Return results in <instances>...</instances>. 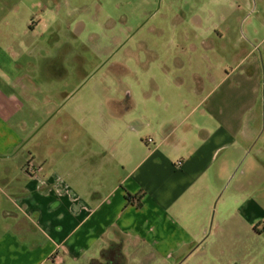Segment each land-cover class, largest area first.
I'll list each match as a JSON object with an SVG mask.
<instances>
[{
    "label": "crops",
    "instance_id": "0c3cea01",
    "mask_svg": "<svg viewBox=\"0 0 264 264\" xmlns=\"http://www.w3.org/2000/svg\"><path fill=\"white\" fill-rule=\"evenodd\" d=\"M24 1L0 16L8 21L0 28V264H105L120 243L127 264L131 252L185 264L200 246L216 264H256L264 251V0H236L210 30L219 43L207 49L219 56L195 74L188 98L182 81L169 86L173 97L158 85L143 97L128 93L125 110L109 97L119 111L107 115L104 147L62 173L14 164L23 77L9 36ZM139 100L146 109L137 114Z\"/></svg>",
    "mask_w": 264,
    "mask_h": 264
},
{
    "label": "rangeland",
    "instance_id": "374dc122",
    "mask_svg": "<svg viewBox=\"0 0 264 264\" xmlns=\"http://www.w3.org/2000/svg\"><path fill=\"white\" fill-rule=\"evenodd\" d=\"M3 1L2 18L9 11L6 5L11 2L13 7L18 0ZM19 6L9 36L23 77L17 82L22 94L12 124L23 140L13 152L14 164H46L51 172L62 173L73 172V162L82 154L104 147L107 115L125 110L128 93L143 97L158 85L162 96L173 97L169 86L182 81L181 94L188 98L195 74L219 56L207 49L211 41L219 43L210 30L219 27L222 16L234 13L237 3L25 0ZM28 23L33 26L30 32L25 30ZM7 26L8 21L0 22L1 29ZM109 97L121 100L118 109L108 103ZM137 109L138 114L146 106L140 101ZM101 115H106L105 121ZM82 124L91 129L90 136L77 133ZM77 139H84L79 148L74 147ZM202 250L200 246L188 254L185 264H216ZM131 254V264H156L151 258L135 260ZM256 264H264V251Z\"/></svg>",
    "mask_w": 264,
    "mask_h": 264
},
{
    "label": "trees",
    "instance_id": "16d2710c",
    "mask_svg": "<svg viewBox=\"0 0 264 264\" xmlns=\"http://www.w3.org/2000/svg\"><path fill=\"white\" fill-rule=\"evenodd\" d=\"M109 254L112 255V260H105V264H127V258L123 252V244H115L109 250ZM96 264V263H92Z\"/></svg>",
    "mask_w": 264,
    "mask_h": 264
}]
</instances>
